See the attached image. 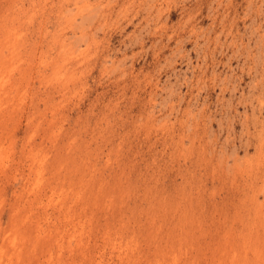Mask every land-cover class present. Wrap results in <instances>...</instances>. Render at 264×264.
<instances>
[{
    "label": "rangeland",
    "instance_id": "1",
    "mask_svg": "<svg viewBox=\"0 0 264 264\" xmlns=\"http://www.w3.org/2000/svg\"><path fill=\"white\" fill-rule=\"evenodd\" d=\"M0 264H264V0H0Z\"/></svg>",
    "mask_w": 264,
    "mask_h": 264
}]
</instances>
